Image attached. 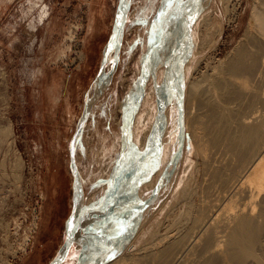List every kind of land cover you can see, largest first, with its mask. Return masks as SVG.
Returning <instances> with one entry per match:
<instances>
[{"label": "rangeland", "instance_id": "374dc122", "mask_svg": "<svg viewBox=\"0 0 264 264\" xmlns=\"http://www.w3.org/2000/svg\"><path fill=\"white\" fill-rule=\"evenodd\" d=\"M160 1L127 0L129 9L112 81L93 106L74 147L85 204L103 193L116 169L122 128L126 138L125 125H122L126 111L121 108V102L137 83L141 58L147 48L149 24L160 7ZM211 2L209 11L212 16L207 20L208 26L202 24L199 27L201 39L192 48L193 63L197 67L190 75V81L202 78L209 67L217 66L234 49L246 24L252 0ZM116 6L117 0H0V264H46L65 239L72 210L69 142L86 99L92 94L102 50L112 31ZM90 18L93 20L92 28ZM113 62L114 52L111 51L104 73L111 69ZM42 68L47 70V77L38 76V69ZM163 68L165 71V66ZM155 78V73H150L143 92L157 85L154 87V100L159 106L156 88L167 92L164 83L167 84L168 78L165 81L161 79L160 83L156 81V84ZM59 80L60 90L52 91L53 81L57 83ZM169 101L168 106L174 104L176 107L173 96ZM141 103L142 100H139L138 106L133 108L130 114L134 115L132 121ZM163 121L164 118L159 124L161 133L166 125V121L162 124ZM176 122L177 125L168 128L166 138L175 134L176 143H179L178 115ZM155 125L154 122L147 132L140 151L152 138ZM132 127L133 123H130V142ZM188 137L184 136V149L181 147L176 160L170 163L166 179L155 199L145 207L132 236L127 237V245L106 250L104 242L111 240L112 236L108 235L113 233L114 238L123 235L125 238L129 234L138 211L130 213L133 207L128 203L134 202L137 197L148 198L169 162H162V166L158 164L157 153L152 161L147 162L152 171L148 173L145 165V172L136 174L135 179L125 176L118 183L120 186L123 182L121 187L114 191L99 211L104 216L98 212V218L106 217L102 220L104 223L116 220L113 230L101 238L84 236L86 240L84 238L81 242L85 241V245L76 243L63 264H113L119 257L142 256L148 247L157 249L159 245H144L149 230L157 231L154 232L158 240L163 238L169 242L174 239L175 230L180 229L182 212L179 203L172 208L170 202L173 201V183L188 165ZM127 143L130 148L131 143L126 142V146ZM177 145L171 155L176 152ZM121 163H118V168ZM159 167L160 171L156 172ZM150 174L155 178L152 187L139 191L140 196L135 192L130 194L133 188L134 191L140 189L141 183L152 177ZM129 182H133V186ZM112 199H118V202ZM102 221H99L101 226ZM87 228L90 229V225ZM162 245L160 243L158 247ZM108 250L113 251L112 255H105Z\"/></svg>", "mask_w": 264, "mask_h": 264}, {"label": "bare ground", "instance_id": "6f19581e", "mask_svg": "<svg viewBox=\"0 0 264 264\" xmlns=\"http://www.w3.org/2000/svg\"><path fill=\"white\" fill-rule=\"evenodd\" d=\"M211 1L192 0V2L188 1L183 4L180 0H172L163 4V14L154 22V24L157 22V26L155 25L157 29L153 30L154 38L152 35L148 68L149 75L155 73L156 84V81L161 82L164 74L163 67L167 66L168 82L164 83L167 92H164L163 88H156L157 95H159V101L156 98L159 105L157 106L154 100V87L157 85L154 84L155 86L143 92V97L141 95L142 98L139 99L141 87L137 82L130 94L125 96L121 102V108L123 107L126 111L125 124L123 122L122 125L126 128L134 104L142 100L139 111L133 121L131 120L133 131L132 142L129 143L132 146L130 145L129 148L127 143L125 146L127 148L123 149L124 161L119 169L121 174L126 173L125 178L132 180V178L135 179L136 174L140 175L145 172V165L148 173L152 171L150 163L147 162L153 160L154 154L157 153V163L161 166L162 162H168L172 156L170 153L175 150L174 146L178 143H176L175 134L170 137L167 135L169 138H166L168 128L177 125V108L174 104L172 107L168 106V102L171 96L174 97L173 89L179 83L180 64L183 57V55L172 52L171 49L178 48L182 43L184 25L193 8V2H196L197 7L203 4L198 17L192 24L191 46L182 64V74L185 80L182 94V139L186 135L189 136V161L183 174L179 175L173 183V201L170 202V207L176 203L180 204V212H182V217L179 218L181 220L180 229L175 230L176 233L172 235L174 239L169 242L163 238L156 239L154 232L156 230L147 231L144 245L152 247L163 243L162 247L159 248V245L157 249L148 247L142 256L136 254L137 256L132 255V258L119 257L114 261L116 264H264V0H252L246 24L234 49L217 66L209 67L202 78L190 81L189 77L197 67L193 63L192 48L201 39L199 27L202 24L207 25L209 16H212L210 14ZM220 1L223 3L227 0ZM121 5L128 6L127 0H119V2L117 0L116 10ZM92 21L90 18L91 28ZM124 27L125 24L123 35ZM206 41L208 42V39ZM37 73L38 76L47 77V70L43 68L38 69ZM100 78V82L98 85L94 84L92 94L86 99L89 109L87 118L106 87L110 85L107 84L105 88L101 87L105 85L106 76H100ZM111 81L112 77L109 83ZM54 82L56 81H53L51 90L59 91L60 80L57 83ZM99 87L102 89L100 94ZM162 118L166 121V125L164 121L162 123L163 133L159 127ZM154 122L156 123L153 129L154 135L151 133L152 138L145 143V149L140 151L146 134ZM182 142L181 147L183 148L181 149H184V140ZM177 155H173L172 158L175 159ZM75 165L80 178L76 161ZM159 171L160 167L156 172ZM153 174H150L152 177H149L146 183H141L140 189L134 191L133 188L130 194L137 193V196H140L139 191L152 187L155 181ZM132 183L129 182L130 185ZM130 194L128 195L131 196ZM118 199H116L117 202ZM91 200L94 199H89V201L87 199L88 203ZM116 200L112 199V201ZM127 200H129L128 197ZM132 202L128 204L135 208L136 203ZM110 203L112 204L111 201ZM118 204L123 205V203ZM134 211L135 209L130 213ZM100 215L104 216V213ZM101 216L92 220L94 226L106 218L102 219ZM77 221L74 214L69 215L66 227L68 233L76 228ZM135 223L136 221L130 231ZM90 227L93 226L90 224ZM122 237L105 241V249L111 248L118 242L119 247L117 248L125 247L128 236L125 235L124 238L123 235ZM112 253L113 251H109L104 254L107 256Z\"/></svg>", "mask_w": 264, "mask_h": 264}, {"label": "water", "instance_id": "95a60500", "mask_svg": "<svg viewBox=\"0 0 264 264\" xmlns=\"http://www.w3.org/2000/svg\"><path fill=\"white\" fill-rule=\"evenodd\" d=\"M166 1H172V0H161L160 1V7H158L156 13L154 14L150 24H149V28H148V32H147V41H146V52L143 54L142 58H141V68H140V74L137 78V82L140 84L141 86V92L139 93L138 96L141 97L143 90L145 88V83L146 80L148 79L149 76V68H148V59L151 55V48H152V40L154 38V33L153 30L157 29V22L154 24V22L156 21V18H159L162 14H163V4H166ZM188 1L192 0H180V2H182L183 4H186ZM119 2V0H118ZM200 5V4H199ZM196 6V2H193V8L190 12V14L188 15L187 19H186V23H185V31L182 33L183 34V38H182V43H180V46H178L179 50H177L178 48H172V52H175L176 54L179 55H183L182 60H181V64H180V69H181V74L179 77V83L177 84V86L174 87L173 89V93H174V100H175V104H176V108L178 111V121H179V126H180V140L177 146V150L175 153L172 154L173 155H179L180 153V148L182 146V94H183V74H182V64L186 59V56L188 55V51L190 49L191 46V38H190V31H191V27L192 24L194 22V20H196V18L199 15V12L203 6V4H201V6L195 8ZM129 6H118L116 13H115V18H114V23H113V27H112V31L110 33L109 39L107 40L106 44L103 47L102 50V58H101V63H100V68H99V73L97 75V77L95 78V83L96 85H98V83L100 82V76H106V80L104 82L105 85H102L101 87L105 88L107 86V84H109L112 74L116 68V63L118 62V55L120 53V48H121V42H122V37H123V26L126 23V15L128 12ZM156 25V26H155ZM153 35V38H152ZM177 50V51H176ZM113 51L114 52V62L113 65L111 67V69L107 72L104 73V65L106 62V58L108 56V54ZM166 70L164 71L163 77H162V81H165L166 76H167V66L165 67ZM99 78V80H98ZM100 88V87H99ZM169 88V86H168ZM171 88V87H170ZM99 94L102 92V89L100 88L99 90ZM139 97V98H140ZM139 101V100H138ZM138 105V102H136L133 106V108L135 109L136 106ZM164 106V104H163ZM89 113V109L87 107V101L84 104L83 110L80 114V117L77 121L75 130L70 138V142H69V158H70V167H71V171H72V210H71V215L74 214L77 217V226L76 228L68 233H66L65 235V239L61 245V247L57 250V252L55 253V255L52 257L51 260H49L46 264H63L72 247L78 243L81 242L82 239H84V236L87 235H91L93 237L95 236H99L97 238H101L105 235H107L108 232H110L109 230H113L112 229V225H116L115 221L116 220H109L106 221L103 226H101L102 224L98 223L96 224V226L91 227L90 229H88V225H93L94 223H92V220L96 217L97 211L101 210L103 207V204L105 202L108 201V199L112 196V194L114 193V191H116L118 189V183L124 179V176H126V173H124L125 175L121 174L119 172L118 168V163H121L122 158H123V148L124 146H126V142H130L131 141V134H130V123L132 120V116L130 115V119L128 118V122H127V127L126 129V138L124 137L123 134V128H122V143H121V149H120V153L118 155V159L116 161V169L113 173V175L110 177V179L107 182V187L103 190V193L98 196V198H96V200H93L92 202L88 203V204H84V199H83V192H82V188H81V184H80V178L78 175V171L75 165V161H74V147H75V143L76 140L83 128V124L87 118V115ZM125 132V131H124ZM177 155V156H178ZM170 158L168 164H166L165 169L158 181V183L156 184V187L152 190L150 196L146 199H140V198H136V200H134L133 203L135 204V210L138 211V216L136 218V223L134 228L129 232V234L127 236H132L134 230L136 229V227L138 226V223L141 219L142 213L145 209V207L151 203L155 197L158 194V190H160V187L162 186V183L164 182V180L166 179V176L168 174V167L170 166V163L174 160H176V158ZM174 159V160H173ZM120 166V165H119ZM134 207V206H133ZM109 219H112L109 218ZM95 220V219H94ZM108 220V219H107ZM104 222V221H103ZM115 223V224H114ZM127 234V233H126ZM110 237L114 236L109 235ZM110 238L111 240H117L114 237ZM85 242V241H84ZM84 242L82 241L81 244L82 246L85 245ZM119 243V242H118ZM117 244H113L111 246V248L109 247V249H116L118 246ZM105 250V249H104ZM79 257H81V255H78Z\"/></svg>", "mask_w": 264, "mask_h": 264}]
</instances>
